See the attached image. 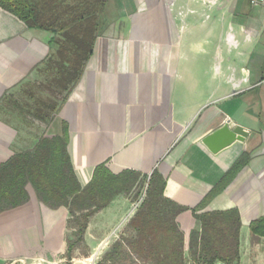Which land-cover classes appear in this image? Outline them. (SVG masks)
I'll return each mask as SVG.
<instances>
[{"label":"crops","instance_id":"0c3cea01","mask_svg":"<svg viewBox=\"0 0 264 264\" xmlns=\"http://www.w3.org/2000/svg\"><path fill=\"white\" fill-rule=\"evenodd\" d=\"M30 3L37 26L0 7V163L66 131L82 187L101 164L115 175L135 172L136 183L148 185L157 173L164 197L184 208L175 220L188 256L190 233L199 228L192 209L246 156L198 212L237 209L235 264H264V237L249 229L264 215V6L249 0ZM225 122L247 136L213 153L202 140ZM26 188L25 203L0 212V264H60L69 211L45 205ZM132 211L124 191L114 195L88 218L87 246L97 251L105 238L95 236L120 232Z\"/></svg>","mask_w":264,"mask_h":264},{"label":"trees","instance_id":"16d2710c","mask_svg":"<svg viewBox=\"0 0 264 264\" xmlns=\"http://www.w3.org/2000/svg\"><path fill=\"white\" fill-rule=\"evenodd\" d=\"M0 7L25 22L37 26L35 9L30 0H0ZM68 135L42 137L31 152L16 153L0 163V212L25 203L30 184L37 198L55 208L64 206L71 236L67 237V258L84 242L88 218L106 206L114 195L129 191L137 181V173H111L104 164L98 165L91 181L84 187L74 174L67 151ZM240 157L223 178L192 209L199 228L191 231L188 256L176 216L184 208L164 197L165 180L153 173L147 198L129 220L132 233L121 235L103 254L98 264H235L240 257L241 218L237 209L198 212L232 180L246 163ZM250 233L264 237V215L251 221Z\"/></svg>","mask_w":264,"mask_h":264},{"label":"rangeland","instance_id":"374dc122","mask_svg":"<svg viewBox=\"0 0 264 264\" xmlns=\"http://www.w3.org/2000/svg\"><path fill=\"white\" fill-rule=\"evenodd\" d=\"M148 187V181L140 179L139 182H137L135 186H133L129 191L124 192V196L130 201V209H132L137 204L132 212L140 209L144 200L147 198ZM128 222L129 220H123L124 225L121 231L118 233H113L109 236H95L97 240L105 238V242L100 245L97 251L91 250L87 246L85 239L83 243H80L75 248H73L72 259L70 261L67 258L66 250L65 254L62 256L64 261L60 264H70V262H76L77 264H98V261L101 260L103 254L110 248L111 244L119 238V236H129L132 233ZM71 232V229H69L68 237L71 236ZM93 254L96 255L92 257ZM89 258H91V261L88 260ZM123 264H129V262H123Z\"/></svg>","mask_w":264,"mask_h":264},{"label":"water","instance_id":"95a60500","mask_svg":"<svg viewBox=\"0 0 264 264\" xmlns=\"http://www.w3.org/2000/svg\"><path fill=\"white\" fill-rule=\"evenodd\" d=\"M247 131L233 122H225L217 130L211 132L203 138V143L207 148L216 153L234 141H244Z\"/></svg>","mask_w":264,"mask_h":264},{"label":"built area","instance_id":"2783aa9c","mask_svg":"<svg viewBox=\"0 0 264 264\" xmlns=\"http://www.w3.org/2000/svg\"><path fill=\"white\" fill-rule=\"evenodd\" d=\"M249 3L252 6H258V5H262L264 6V0H249ZM137 206V204L133 207V209Z\"/></svg>","mask_w":264,"mask_h":264},{"label":"bare ground","instance_id":"6f19581e","mask_svg":"<svg viewBox=\"0 0 264 264\" xmlns=\"http://www.w3.org/2000/svg\"><path fill=\"white\" fill-rule=\"evenodd\" d=\"M90 260H91V258H90Z\"/></svg>","mask_w":264,"mask_h":264}]
</instances>
